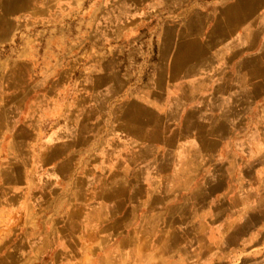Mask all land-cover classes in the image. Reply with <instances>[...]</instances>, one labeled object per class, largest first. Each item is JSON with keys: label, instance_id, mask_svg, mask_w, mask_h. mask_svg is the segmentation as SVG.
Listing matches in <instances>:
<instances>
[{"label": "crops", "instance_id": "1", "mask_svg": "<svg viewBox=\"0 0 264 264\" xmlns=\"http://www.w3.org/2000/svg\"><path fill=\"white\" fill-rule=\"evenodd\" d=\"M0 264H264V0H0Z\"/></svg>", "mask_w": 264, "mask_h": 264}]
</instances>
